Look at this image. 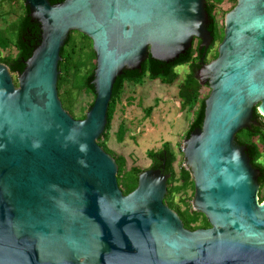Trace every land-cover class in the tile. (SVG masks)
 Listing matches in <instances>:
<instances>
[{
	"label": "water",
	"instance_id": "1",
	"mask_svg": "<svg viewBox=\"0 0 264 264\" xmlns=\"http://www.w3.org/2000/svg\"><path fill=\"white\" fill-rule=\"evenodd\" d=\"M40 43L18 86L0 64V264H264L260 171L236 136L264 119V0H237L218 57L206 0H22ZM92 41L95 101L74 120L58 95L71 33ZM200 41L197 79L210 90L201 129L182 145L194 182L190 232L164 200L169 176L144 171L124 196L115 160L98 145L113 89L151 57L174 63Z\"/></svg>",
	"mask_w": 264,
	"mask_h": 264
},
{
	"label": "trees",
	"instance_id": "2",
	"mask_svg": "<svg viewBox=\"0 0 264 264\" xmlns=\"http://www.w3.org/2000/svg\"><path fill=\"white\" fill-rule=\"evenodd\" d=\"M52 6L62 4L65 0H48ZM232 7L231 12L237 4V0H230ZM19 2L22 3L19 4ZM224 0H206V11L210 20L209 32L213 37V47L208 51L204 64L208 63V57L214 61L218 57L217 51H213L215 44H221L224 37V21L223 26H219L217 20L218 7L223 4ZM4 7L10 9L21 10L23 15L18 20L16 28V39L14 48L16 55L13 58H0V64L5 65L9 73L14 77L23 73L27 62L33 55V52L40 43V28L36 22H33L29 17V9L25 7L22 0H0V10ZM7 29L2 30L1 35L5 36ZM5 46L3 42H0ZM200 41L195 40L192 49L185 55L181 56L174 63H161L149 57L138 71H125L123 75L117 79L111 103L108 109L107 127L103 136L98 140L97 145L105 152H107L106 143L108 142V134L111 130L112 121L116 113V108L119 105L123 96L126 84L141 85L146 78L150 80H160L167 86H173L177 80L178 75L176 69L179 67H188L189 73L185 80L179 87L178 100L180 103V110L182 112H190L193 118L188 126L185 140L189 138L190 134L197 129H201L204 121L205 101L209 97L210 90L207 87H201L197 79V71L201 68V59L203 52L199 51ZM61 62L59 63L60 76L58 78V95L62 103V107L74 120L75 112L80 109H86V113L91 109L95 101V90L92 86L94 80V72L96 69V55L93 51L92 41L86 36L73 32L70 34L65 47L61 51ZM15 86H18L17 81H14ZM208 93L205 94V90ZM91 97L92 102L85 105L82 101L83 97ZM152 109L147 110V117L151 115ZM86 113L77 121L85 120ZM255 120L258 122V127H253L250 131L245 130L236 136V142L242 147H246L248 155L251 158L253 168L258 169L261 174L259 179L260 192L259 202H264V119L255 110ZM127 133L126 127L121 124L116 133L117 141L122 144ZM167 160L168 171L166 175L169 176L167 183V195L164 204L175 212L181 219L184 228L195 231L199 229H209L207 219L198 213L192 211V208L185 207L186 204L183 199L180 203L185 207L182 210V205L176 203L179 196H184L189 189L194 193V182L190 171L185 167H181L179 171H175L174 165L176 159L171 153L168 146H165L160 153H150L149 157L153 162V167H157V160L159 158ZM183 156V154H182ZM112 157V156H111ZM118 167L117 181L118 186L124 196H128L137 189L138 177L144 171L137 167L127 169L121 158L112 157Z\"/></svg>",
	"mask_w": 264,
	"mask_h": 264
},
{
	"label": "rangeland",
	"instance_id": "3",
	"mask_svg": "<svg viewBox=\"0 0 264 264\" xmlns=\"http://www.w3.org/2000/svg\"><path fill=\"white\" fill-rule=\"evenodd\" d=\"M19 4L22 5L21 2ZM231 7L230 0H224L223 4L218 7L217 20L220 27L223 26L225 15L229 13ZM22 15L23 12L20 9L17 12L9 7L0 10V32L7 29L5 36L0 33V42L5 44L2 46L0 43V58H13L16 55L14 48L16 28ZM219 45L215 44L213 51H216ZM208 60V62L211 61V56L208 57ZM188 73V67L177 68L178 80L173 86H167L160 80H150L149 78H146L141 85H125L108 134L106 143L108 155L121 158L129 170L137 167L142 171H148L153 166L149 154L160 153L165 146H168L176 159L175 171L178 172L181 167H184L181 149L193 115L180 110L178 91ZM13 78L14 81H17V76ZM206 93H208L207 89ZM82 101L85 105H89L92 98L84 96ZM149 109H152V112L147 117ZM86 111V109L76 111L75 119H80ZM121 124L127 129L122 144L116 138L118 127ZM180 199L184 200L185 207L192 208L193 191L189 189L184 196H179L176 199L175 202L182 205ZM181 207L182 210L185 208L183 205Z\"/></svg>",
	"mask_w": 264,
	"mask_h": 264
},
{
	"label": "flooded vegetation",
	"instance_id": "4",
	"mask_svg": "<svg viewBox=\"0 0 264 264\" xmlns=\"http://www.w3.org/2000/svg\"><path fill=\"white\" fill-rule=\"evenodd\" d=\"M211 49V48H210ZM209 49V50H210ZM218 49H216V51H217ZM208 53V52H207ZM212 62V60L210 61V62H208V64H210ZM200 70V69H199ZM199 70L197 71V76H198V74H199ZM261 117V116H260ZM263 119V118H262ZM240 146V145H239ZM240 147H242V146H240ZM152 168V167H151ZM153 170H161V171H163L164 172V174H166V172L168 171V168H167V160H166V158H165V155H164V158H159L158 160H157V167H153ZM194 194H195V191H194ZM186 230H188V229H186ZM199 230H207V229H199ZM188 231H190V232H195V231H198V230H195V231H191V230H188Z\"/></svg>",
	"mask_w": 264,
	"mask_h": 264
}]
</instances>
